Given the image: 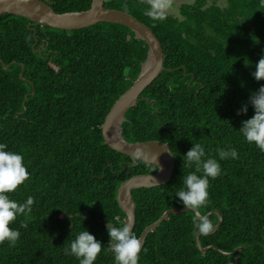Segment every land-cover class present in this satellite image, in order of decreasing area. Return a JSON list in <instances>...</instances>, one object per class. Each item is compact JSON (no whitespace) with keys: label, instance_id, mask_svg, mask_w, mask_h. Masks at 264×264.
<instances>
[{"label":"trees","instance_id":"trees-1","mask_svg":"<svg viewBox=\"0 0 264 264\" xmlns=\"http://www.w3.org/2000/svg\"><path fill=\"white\" fill-rule=\"evenodd\" d=\"M59 13L87 11L92 0H41ZM205 9L207 0L183 6L184 20L146 13L144 0H105L107 9L127 12L161 41L166 71L129 110L123 136L131 142L168 144L176 166L166 185L133 191L139 239L166 211L183 209L177 192L195 171L184 156L199 143L206 158L235 148L238 159L219 160L222 172L210 178L209 200L199 211H220L224 222L201 235L195 212L172 214L146 239L138 264H264V151L239 131L255 115L250 97L264 86L253 73L264 57V7L260 0H227ZM41 51V52H38ZM149 46L129 28L109 23L64 31L14 15L0 18V144L24 157L29 178L8 193L32 211L10 227L20 232L14 247L0 244V264H79L64 246L83 229L104 247L95 264H115L107 250L108 224L127 223L118 203L121 185L154 174L155 165L106 145L103 125L111 109L134 84ZM22 65L25 66L23 70ZM24 72L23 78L22 74ZM34 94V96L32 95ZM28 98V99H27ZM248 105L246 115H238ZM202 174V173H198ZM215 228L219 216L209 218ZM243 248L242 253L236 252Z\"/></svg>","mask_w":264,"mask_h":264},{"label":"water","instance_id":"water-1","mask_svg":"<svg viewBox=\"0 0 264 264\" xmlns=\"http://www.w3.org/2000/svg\"><path fill=\"white\" fill-rule=\"evenodd\" d=\"M8 14L26 18L37 25L48 26L64 31L81 30L100 23L121 25L129 28L140 40L144 41L149 46L148 57L142 65L139 77L132 87L116 102L103 125V136L107 146L120 154L130 157L135 162L141 160L148 165H155L158 167L156 173L135 176L125 181L119 189L118 203L127 216V223L131 225L132 232H134L137 224V205L133 191L166 185L172 179L176 166L175 155L168 144L159 141L131 143L123 136V125L126 122L127 113L138 104L144 91L166 71V55L161 41L150 27L131 14L120 10L107 9L105 7V0H92V6L87 11L64 14L57 13L53 7L41 0H0V18ZM0 62H2L6 70L10 69L12 65L17 64L13 63L7 66L3 61L0 60ZM22 68L24 70L25 66L22 65ZM23 75L24 72L21 75L22 78ZM32 95L34 96V94ZM137 150L140 152L139 159L136 158ZM188 212H195L196 215L201 214L199 210L186 208H174L166 211L160 220L147 227L142 234L140 238L142 250L148 235L157 231L160 225L172 214H183ZM213 215L219 216V224L214 231L207 235H213L218 232L224 222L223 214L220 211H212L206 216L210 218ZM201 235L202 234L197 232L195 238L198 248L202 253L206 254L210 250H216L225 256L234 255V253L224 252L216 246L203 247L200 238ZM242 251L243 248H239L235 253H242ZM237 261L238 258L234 264Z\"/></svg>","mask_w":264,"mask_h":264},{"label":"clouds","instance_id":"clouds-1","mask_svg":"<svg viewBox=\"0 0 264 264\" xmlns=\"http://www.w3.org/2000/svg\"><path fill=\"white\" fill-rule=\"evenodd\" d=\"M160 0H152L147 15L152 18L163 16L161 9L164 7ZM260 6L264 7V0H260ZM254 78L257 81L264 80V57L255 64ZM249 103L255 110V115L243 122L239 130L249 144H255L264 151V86L250 97ZM248 105L245 104L238 115H246ZM219 160L238 159L235 148L218 149ZM140 152L137 150L136 158L139 159ZM156 159V158H155ZM216 158L207 156L205 147L199 143L184 156V165L195 166V171L182 178L183 188L177 192V197L184 208L199 210L207 205L209 200L210 178H217L221 172V164ZM198 173H202L199 174ZM29 178L28 169L24 163V157L7 146L0 144V244L8 242L14 247L20 238V232L10 225L18 216L32 211L34 198L29 196L23 203L11 199L8 193H12L24 184ZM156 182V181H155ZM157 183V182H156ZM195 230L202 235H207L215 230V225L208 216L198 214L193 218ZM108 233L110 242L107 250L110 251L115 264H138L139 254L142 250L141 240L132 232V227L124 223L116 227L109 223ZM104 245L96 239L88 230L83 229L76 238L71 240L70 245L64 246L65 255L75 256L79 264H95L97 257L101 254Z\"/></svg>","mask_w":264,"mask_h":264},{"label":"rangeland","instance_id":"rangeland-1","mask_svg":"<svg viewBox=\"0 0 264 264\" xmlns=\"http://www.w3.org/2000/svg\"><path fill=\"white\" fill-rule=\"evenodd\" d=\"M147 1V0H144ZM150 3L152 0H148ZM199 0H177L176 2H172L171 0H160V2L165 5L161 11L168 15H173L174 17L184 20L185 12L182 11L183 6H194ZM218 4L221 7H228L227 0H207L205 5V9L212 6L213 4Z\"/></svg>","mask_w":264,"mask_h":264},{"label":"flooded vegetation","instance_id":"flooded-vegetation-1","mask_svg":"<svg viewBox=\"0 0 264 264\" xmlns=\"http://www.w3.org/2000/svg\"><path fill=\"white\" fill-rule=\"evenodd\" d=\"M171 1H172V2H176L177 0H171ZM146 2H150V1L147 0Z\"/></svg>","mask_w":264,"mask_h":264}]
</instances>
